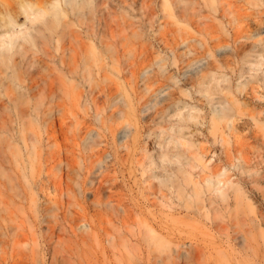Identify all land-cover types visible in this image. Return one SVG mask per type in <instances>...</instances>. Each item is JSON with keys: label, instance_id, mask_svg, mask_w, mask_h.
<instances>
[{"label": "rangeland", "instance_id": "374dc122", "mask_svg": "<svg viewBox=\"0 0 264 264\" xmlns=\"http://www.w3.org/2000/svg\"><path fill=\"white\" fill-rule=\"evenodd\" d=\"M93 6L66 15L101 74L71 35L40 70L80 97L0 107V264H264V0Z\"/></svg>", "mask_w": 264, "mask_h": 264}, {"label": "bare ground", "instance_id": "6f19581e", "mask_svg": "<svg viewBox=\"0 0 264 264\" xmlns=\"http://www.w3.org/2000/svg\"><path fill=\"white\" fill-rule=\"evenodd\" d=\"M47 3H48L47 5L45 2L44 3L45 5L41 6L39 1H36V0L35 1L34 0H0V30H1V33H0V67L1 68L3 67V69L5 70V73H4L5 75L3 74L4 71L0 70V72H1L0 73V89L2 88V92H5L7 90L5 94L3 93V95L1 94L2 96H0V107L1 108L2 107L5 108L4 106L6 104L8 105L9 103H13V107H16V106H14V104L17 106H18V104L22 106V105H25V104H22L23 102L28 101L27 102L28 106L25 105L24 107H28L26 109L29 112L30 111L29 103L30 102L32 103V101L36 100V98L39 96L37 94L38 92L40 93V95L42 93L47 92L48 95L50 94L53 96L52 97L53 99L51 98L52 102L57 100V103L56 102L55 103L59 104L58 102H60V105H63L67 100L71 101L74 98H76L77 96L80 97V94L75 91L77 89V86L75 85L76 86L75 89H74L75 86L73 87L74 82L76 81L75 78H74L75 81L74 80L72 81V79L70 78L71 82L73 83V84H71V87H73V88H71L73 90L72 94H70L69 92H65V96H64L63 90H62L63 92H61V95L58 94V92L60 93L61 88L64 89V85H63L64 79L63 78H65V80H66L67 77L72 76L73 73L75 74L76 69L72 70V68H71V72H68V73H70V76H67L66 72L64 73L65 75L64 74L61 75V73H62L61 71H63V70L58 69L61 66L58 64L60 67L57 68L56 67L57 64H55V67L57 68V70L58 71L61 70L60 74L59 73L57 74L58 77L54 75L55 74L54 72H53L54 73L53 76H55V77L51 76L49 78H47V77L43 78L42 75L40 74L41 73L40 70L44 66H48L50 61L54 62V58H55L54 52L55 51H58V52L61 51L60 49L58 50V47L56 46V42L58 43V45L60 43H63V42L59 41L60 40L59 38H62L63 41H64L63 38H66L67 41L68 40L70 41V42H68L70 44H71V41L76 40L77 45H78L80 50L77 49L78 47L76 48L73 45H71L70 47L67 48L66 46H68L69 44H67L66 46L64 44H60V48L62 45H64L63 51H65V52L67 51L68 53H71L70 56L72 57V59L74 61H76L77 56L79 57V55H81L84 52V49H85L84 40L85 39H87V40L95 39L98 42V44H97V46H95L94 44L96 42L95 43L90 42V45L92 48L91 50H93L92 53L94 54L93 55L94 57L91 56L90 58H92V57L96 58L97 57V61L100 64L99 73L101 74V72L103 71L104 54L106 53L105 51H107L105 48V44H106L105 40L106 39L104 40L105 37H103V32H102L105 30V28H104V30H103V28H101L102 30L100 28H99L100 30H98V28H97L98 31H96V30H93L94 27H89L92 29L91 30L90 29L85 30L86 31L85 35H83L82 34L83 32L78 33V31L77 32L73 31V29H75L74 28L75 26H73V25H72L73 26L72 30L70 28H68L69 26L71 27V25H70L71 23H69V25H68V22H67L68 16L67 15H68V12L74 13L82 4L88 3L92 6L95 5V6H93V7H96V9H94V12L96 10L97 11L96 15L99 14L101 16V18L103 19L102 16H105L103 13L106 14V11L103 12L104 11L103 7H104V4L106 5V0H55L54 2H50V3L47 2ZM79 11H80V9H79ZM93 13L91 14L92 16H93ZM63 15H65L66 17H64ZM21 16L25 17V20L22 23L19 21V18ZM62 17H64L66 20L64 21L63 20L64 18L62 19ZM72 17H74V16H72ZM50 18H53L54 21H53V19H50ZM101 18H100V20L102 21V24H100V26L103 27V25H104L103 20L104 19L102 20ZM61 19L65 23L64 25H63V22H60ZM93 19H95V18L93 17ZM80 21H82V20H80ZM71 22L73 23V21H71ZM98 23H99V21H98ZM60 24L63 25L61 30H59ZM27 25H28V27H27ZM74 25H75V23H74ZM25 26L27 29L24 32H21L20 34H17V35L14 34V31L16 28H18V27L21 28V27H25ZM89 26H90V24H89ZM97 27H99V26L97 25ZM65 28H66V30H65ZM82 28L83 27H81V29ZM81 29H79V30H81ZM64 30L65 31L69 30L70 33L68 31L67 32L68 35L65 34L66 32H64ZM64 35H66V37H63ZM70 35L73 36V39H75V40H70L72 38ZM68 36L70 37V39ZM67 37H68V39H67ZM64 43L66 44V42H64ZM90 45L88 44V47ZM93 45L95 47H92ZM106 46H108V45H106ZM38 49H41L40 51L43 53L44 57H41V58L35 57V54H36L35 51ZM87 51H88V49H87ZM30 52L33 53V56H32V54H30ZM28 53L30 54V56L28 55ZM88 55H90V54H88ZM65 56H66V54H65ZM85 56L83 54V57H85ZM59 57H60V55H59ZM68 59L66 61H70ZM85 59H88V57ZM57 60H59L58 57H57ZM80 60H81V58H80ZM92 60L96 61V59H91V61ZM60 61L63 62L62 59ZM81 61L83 62L84 58ZM88 61L87 60L84 61L85 69H83V70H85L88 73L87 74L84 71V73L87 74L86 76H88V78L91 80V78L93 79L94 77L90 78V76H92V67L89 64H92V63H91V61H90V63H88ZM56 62L57 61H55V63ZM82 62H81V64H82ZM76 63H77V61H76ZM60 64L62 65V63H60ZM49 65H51V64H49ZM51 66H53V64ZM51 66H50V68L53 69L54 66L53 67H51ZM81 66L84 67V65H81ZM50 68H48V69H50ZM62 68H65V67L62 65ZM66 69H68V68H66ZM80 69H81V67H80ZM47 70H44V73H47L48 72ZM68 70H70V68ZM52 71L50 73H52ZM55 72H56V69H55ZM77 73H80V70ZM84 73H81L80 75H84ZM77 77L79 79V76H77ZM81 78L79 80H81ZM84 79H85V77H84ZM89 79L87 80L88 82H90ZM65 82H70V80H66ZM15 86H16V88L19 87L18 91L21 90L20 93H18V91H17V93L15 92L16 93L15 94L13 92V90H11L12 87H14V89H15ZM67 88H69V87H67ZM4 89H6V90H4ZM66 89H65V91H66ZM74 94H76V95H74ZM54 99H56V100H54ZM30 100H32V101H30ZM77 100H79V98H77ZM59 106H57V107H59ZM24 107L23 108L21 107V109H20V107H16V108H17V110L19 108L20 110L23 111ZM26 109L24 111H26ZM223 112L224 111H222V113ZM16 113H18V112H16ZM25 113H27V112H25ZM25 113L22 112L21 114H19V115H22L20 117L26 116ZM32 113H33V110L30 113V115L28 114L27 116H31ZM219 115H220V117H222L220 112H219ZM89 139H91V141H94V138H92V137L90 138V136H89L88 140L86 138L87 141H85V140L84 141L88 143ZM87 143H85V144H87ZM94 143H95V141H94ZM85 163H88V162H85ZM90 165H88V166H90ZM68 166H72V165H68ZM88 166H86V167H88ZM100 166L101 165H99V167ZM66 169H68V168H66ZM91 169L93 170V168H91ZM101 169H102V167H101ZM89 170L90 169H88L87 172H89ZM67 176H69V175H67ZM94 194H95V196H98L99 190H96L94 192ZM107 206H110V208H112V202L108 201ZM149 231L152 232V230H149ZM150 240L154 242V240H158V238L156 239V237L152 236L150 238ZM162 243L163 242H160V244H162Z\"/></svg>", "mask_w": 264, "mask_h": 264}]
</instances>
